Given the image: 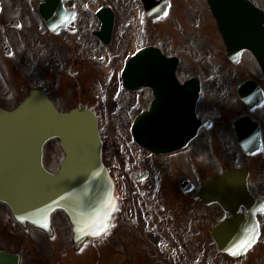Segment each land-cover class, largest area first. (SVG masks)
<instances>
[{"label": "flooded vegetation", "instance_id": "obj_1", "mask_svg": "<svg viewBox=\"0 0 264 264\" xmlns=\"http://www.w3.org/2000/svg\"><path fill=\"white\" fill-rule=\"evenodd\" d=\"M45 1L0 0L2 44H12L16 37L28 36L31 30L25 29V24H44L56 41L58 37L67 36L70 75L87 76V83H101L109 53L100 52L113 48L116 36L114 33L109 47L100 37L103 21L108 19L104 10L109 7L116 20L121 15L126 18L125 26L129 23L117 44L119 48L132 33L131 23L139 21L136 34L142 47L154 46L168 57L178 59L176 92L181 95L186 90L185 85L196 92L197 83L200 85L196 110L206 124L182 150L164 155L142 150L144 155L140 158L120 160L121 195L114 223L105 236L87 240L77 247L63 211L53 215V233L49 235L32 224L19 223L9 207L0 202L3 207H0V216L7 213L10 224L5 234L0 235V250L18 255L20 264H264V77L252 54L243 50L234 59L229 57L206 0H194L191 14H188L191 0H50L47 10L55 21V32H50L40 12ZM163 11L160 16L153 15ZM167 21L181 23L172 32L165 25L157 32L156 28ZM55 47L60 46L55 44ZM7 58L15 59L14 52ZM253 66L258 73L255 77L250 76ZM245 83H249L253 97L248 103L239 96V88ZM86 91L83 102L76 106L97 111L87 102L91 95L87 88ZM138 95L148 99L144 110L150 109L154 89L143 90ZM242 123L247 128L260 126V152L243 153L239 163L248 168L247 159L257 155L262 158L258 180L249 168L247 179L250 192L262 207L257 215L258 237L251 248L238 257L224 253L206 256L198 250L203 240L199 234L208 233L215 245L211 232L230 214L218 203H204L198 192L206 180L240 160L243 145L236 125ZM204 150L212 155L213 162H210L220 168L200 171L197 163L210 160ZM238 213L248 211L242 206ZM14 225L18 231L11 228Z\"/></svg>", "mask_w": 264, "mask_h": 264}, {"label": "water", "instance_id": "obj_2", "mask_svg": "<svg viewBox=\"0 0 264 264\" xmlns=\"http://www.w3.org/2000/svg\"><path fill=\"white\" fill-rule=\"evenodd\" d=\"M208 3L229 56L250 50L264 73V12L249 0ZM42 13L52 29L54 21L48 11L43 9ZM113 26L112 17L104 26L107 43ZM4 52L9 54V48ZM176 66V59L147 47L131 57L123 71L127 90L155 91L151 110L140 114L132 129L135 141L149 152L163 154L185 147L203 123L196 114L199 92L193 93L189 86L181 95L175 91ZM239 94L246 102L253 98L249 83ZM238 127L245 151H258L257 126L247 128L242 123ZM54 138L59 139L65 153L57 173L49 172L43 164V147ZM102 149L98 119L92 110L75 108L60 113L45 92L33 91L14 111L0 108V200L11 207L18 221L46 231L51 230V215L64 210L73 224L77 245L100 237L109 230L118 205ZM248 174L246 169L233 168L205 182L198 194L205 203L219 202L232 214L212 232L219 250L232 256L244 253L258 234L255 214L260 210L248 190ZM241 205L248 214H237ZM0 264H19V258L0 251Z\"/></svg>", "mask_w": 264, "mask_h": 264}, {"label": "rangeland", "instance_id": "obj_3", "mask_svg": "<svg viewBox=\"0 0 264 264\" xmlns=\"http://www.w3.org/2000/svg\"><path fill=\"white\" fill-rule=\"evenodd\" d=\"M253 1L264 9V0ZM191 3L188 14L192 13L191 8L195 5L194 0H191ZM125 19L121 15L117 19V31L115 29L116 36L113 48L110 47V49L100 52V54L109 52V63L102 70L104 79L101 83L97 81V83L95 81L87 83L89 81L87 76L80 75L79 78H76L75 75H70L69 64L67 63L69 60L67 55V36L58 37V41H56L48 33L44 24H25V29L31 30L29 35L21 36L20 39L16 37L17 39L12 44L10 42L15 59L7 58L2 54V36L0 34V107L6 110L13 108L31 89L44 86L48 79L51 82L49 88L51 100L60 111H67L83 102L82 96L87 88L91 95V100H87V102L97 110L100 128L103 133L106 164L116 163V165L120 166V160L123 158L128 160L143 156V152L141 150L138 151L132 141L131 126L135 117L147 107L148 99H142L140 95L126 92L123 89L121 80L123 61L127 54L131 52L132 42L137 40L138 46L142 47V43L137 39L136 34L140 22L134 21L131 23L132 33L129 39H124L123 47L119 48L117 44L121 40L123 30L128 28L129 25L128 23L125 26ZM180 23L181 21H167L165 24L158 26L156 31L158 32V29L165 25L172 32L178 29ZM160 31L162 32V30ZM55 44L60 47H55ZM116 46L118 48L114 50ZM54 49L55 51L53 52ZM202 49H204V46L200 50ZM74 60L78 62L79 58H74ZM250 74L252 77L258 74L254 66L252 69L250 68ZM204 152L208 157L207 159L210 158V160L207 162L206 160L203 162L199 161L200 164L197 163L200 171L203 170L204 173V171L220 168L218 164L211 163L213 162L211 160L212 155H207V150H204ZM44 153L46 167L51 170L57 168L58 161L63 156L58 146V140L50 141L45 146ZM235 153L238 154L237 151ZM227 158L229 159L230 157L228 156ZM262 163L261 155L249 158L246 161L247 167L257 180L262 173ZM118 176H120V172ZM119 195H121V191ZM0 207L3 208L2 205ZM7 215L6 213L0 216V235L5 234V230L10 227ZM11 228L14 231H18L16 225ZM199 238L203 239L198 247L199 253L206 256L218 255V251L212 240H210L208 233H200ZM253 253L255 251H252Z\"/></svg>", "mask_w": 264, "mask_h": 264}, {"label": "bare ground", "instance_id": "obj_4", "mask_svg": "<svg viewBox=\"0 0 264 264\" xmlns=\"http://www.w3.org/2000/svg\"><path fill=\"white\" fill-rule=\"evenodd\" d=\"M135 49H136V48H135V46H134L133 51H135Z\"/></svg>", "mask_w": 264, "mask_h": 264}]
</instances>
